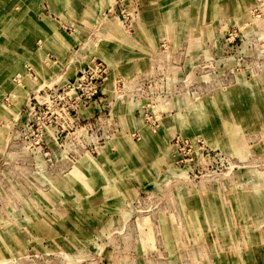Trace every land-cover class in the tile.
<instances>
[{"label":"rangeland","instance_id":"rangeland-1","mask_svg":"<svg viewBox=\"0 0 264 264\" xmlns=\"http://www.w3.org/2000/svg\"><path fill=\"white\" fill-rule=\"evenodd\" d=\"M0 35V264H264V0H0Z\"/></svg>","mask_w":264,"mask_h":264},{"label":"bare ground","instance_id":"bare-ground-1","mask_svg":"<svg viewBox=\"0 0 264 264\" xmlns=\"http://www.w3.org/2000/svg\"><path fill=\"white\" fill-rule=\"evenodd\" d=\"M6 26V25H5ZM1 36V35H0Z\"/></svg>","mask_w":264,"mask_h":264}]
</instances>
